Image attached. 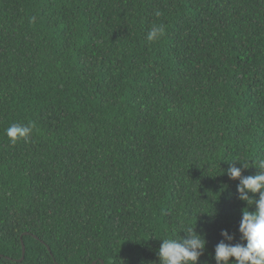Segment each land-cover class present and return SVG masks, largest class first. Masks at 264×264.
<instances>
[{
	"label": "trees",
	"instance_id": "16d2710c",
	"mask_svg": "<svg viewBox=\"0 0 264 264\" xmlns=\"http://www.w3.org/2000/svg\"><path fill=\"white\" fill-rule=\"evenodd\" d=\"M258 158L264 0H0V264H158L194 224L215 264L247 207L221 170Z\"/></svg>",
	"mask_w": 264,
	"mask_h": 264
},
{
	"label": "clouds",
	"instance_id": "9594fccd",
	"mask_svg": "<svg viewBox=\"0 0 264 264\" xmlns=\"http://www.w3.org/2000/svg\"><path fill=\"white\" fill-rule=\"evenodd\" d=\"M156 16L160 12L155 13ZM165 35V26L153 25L146 35L148 42H157ZM33 125L12 124L6 129V136L11 144L19 140L30 142ZM251 161V164H249ZM226 171L230 180L239 181L236 198L247 205L241 210L239 235L241 243H232L233 236L227 231L221 232L223 238L214 249L215 264H264V158L248 160L245 163L235 161L228 163ZM239 164V167L235 166ZM249 167L258 169L256 175L242 176V171ZM258 194V198H253ZM249 211L248 208H253ZM214 214V213H213ZM212 214V215H213ZM184 233L183 237L178 233ZM160 240L157 250L158 264H199V259L206 248V239L196 232L195 224L190 228H182L171 238Z\"/></svg>",
	"mask_w": 264,
	"mask_h": 264
},
{
	"label": "water",
	"instance_id": "95a60500",
	"mask_svg": "<svg viewBox=\"0 0 264 264\" xmlns=\"http://www.w3.org/2000/svg\"><path fill=\"white\" fill-rule=\"evenodd\" d=\"M24 254H25V248H24V246L22 244V258H21V260L19 262H21L23 260Z\"/></svg>",
	"mask_w": 264,
	"mask_h": 264
}]
</instances>
